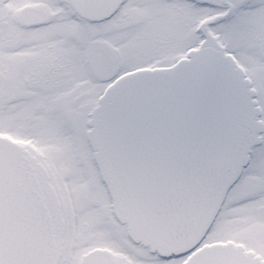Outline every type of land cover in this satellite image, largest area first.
I'll list each match as a JSON object with an SVG mask.
<instances>
[{
  "label": "snow or ice",
  "instance_id": "6c2138e0",
  "mask_svg": "<svg viewBox=\"0 0 264 264\" xmlns=\"http://www.w3.org/2000/svg\"><path fill=\"white\" fill-rule=\"evenodd\" d=\"M0 264H264V0H0Z\"/></svg>",
  "mask_w": 264,
  "mask_h": 264
}]
</instances>
